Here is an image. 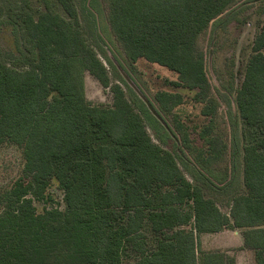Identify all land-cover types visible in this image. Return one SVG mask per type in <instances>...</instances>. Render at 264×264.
Instances as JSON below:
<instances>
[{
    "label": "trees",
    "instance_id": "obj_1",
    "mask_svg": "<svg viewBox=\"0 0 264 264\" xmlns=\"http://www.w3.org/2000/svg\"><path fill=\"white\" fill-rule=\"evenodd\" d=\"M52 1L63 12L47 4L37 19L24 10L13 24L7 56L22 64L0 55V149L16 145L24 158L21 175L0 192V264H236L226 251L200 246L202 234L225 229H241L244 247L264 264V26L234 98L243 138L237 185L234 167L228 176L215 168L227 145L214 133L218 105L198 39L242 0H108L128 61L176 72L172 84L195 90L204 104L210 122L196 144L175 113L183 96L156 94L159 110L176 118L192 181L175 153L153 140L120 85L111 105L88 100L85 73L108 87L109 71L74 0ZM53 180L65 207L38 212L34 201ZM206 187L226 197L229 211Z\"/></svg>",
    "mask_w": 264,
    "mask_h": 264
},
{
    "label": "rangeland",
    "instance_id": "obj_2",
    "mask_svg": "<svg viewBox=\"0 0 264 264\" xmlns=\"http://www.w3.org/2000/svg\"><path fill=\"white\" fill-rule=\"evenodd\" d=\"M74 2L78 8L82 29L106 65L111 78V84L104 87L94 76L86 72L84 81L88 100L94 104L111 105L113 87L115 84L120 85L125 90L128 100L143 115L153 140L173 151L187 177L194 181L193 172L187 166L192 161L191 156L181 148L180 132L174 121L176 118L165 115L159 110L156 94L160 91H168L183 96V103L175 109V113L178 114V120L185 126L191 138L199 144L202 142L200 132L209 124L210 117L202 115L204 104L195 101L196 91L174 86L172 83L178 81V74L164 66L151 63L144 58L139 59L135 64L128 61L109 24L108 0H74ZM47 4L53 6L56 11L63 12L59 4L52 0H0V55L5 63L11 66L22 64L7 56L14 42L13 24L20 20L24 10L37 19L38 15L46 10ZM263 26L264 0L258 2L242 0L214 20L198 39V48L205 54L206 71L218 105L214 119V133L227 145L223 159L215 165V168L221 173L226 172L228 176L234 167L237 185H241L243 180V138L242 120L235 107L234 98L244 78L253 41ZM236 150L239 156L234 159ZM23 167L24 158L21 149L13 144H4L0 149V192L13 185L21 175ZM205 189L208 196L218 201L223 211H229L226 197L214 193L208 187ZM64 196V190L57 181L53 180L48 187L46 197L42 200L36 199L34 204L38 212L54 207L63 209ZM223 240L218 234L203 235L201 246L204 249H215L226 244ZM233 253L232 250L231 254Z\"/></svg>",
    "mask_w": 264,
    "mask_h": 264
},
{
    "label": "crops",
    "instance_id": "obj_3",
    "mask_svg": "<svg viewBox=\"0 0 264 264\" xmlns=\"http://www.w3.org/2000/svg\"><path fill=\"white\" fill-rule=\"evenodd\" d=\"M209 234H218L219 238H222V240L225 239L227 241L225 242L223 240L226 244H222L215 249H210V250L204 249L201 246V237L203 235H209ZM201 237H200V246L203 251H217V250L226 251L228 254L235 257L236 264H256L254 251L252 249L244 247V238L241 229H225L217 233L202 234ZM232 250L234 251L233 254H231Z\"/></svg>",
    "mask_w": 264,
    "mask_h": 264
}]
</instances>
